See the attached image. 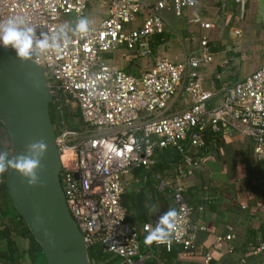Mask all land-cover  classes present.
Wrapping results in <instances>:
<instances>
[{"label": "built area", "instance_id": "1", "mask_svg": "<svg viewBox=\"0 0 264 264\" xmlns=\"http://www.w3.org/2000/svg\"><path fill=\"white\" fill-rule=\"evenodd\" d=\"M246 1L234 0L241 5ZM227 3L224 0L223 7ZM91 4L105 16L95 26L88 23L86 33H78L77 24L85 20ZM168 6L176 11L195 9L193 23L204 30L214 26L202 19L197 0H159L150 5L141 0H0V22L23 20L38 37L65 30L67 43L61 38L58 49L32 60L44 69L54 104L62 107L65 101L76 106L81 116L80 130L66 128L64 121L56 126L62 189L87 250L101 244L123 264L150 257L142 253L141 236H148L156 227L143 223L140 228L129 222L122 200L128 177L139 169L150 170L158 150L175 148L184 155V163L177 169L183 177L186 168L201 164L194 150L206 146L204 132L211 129L228 138L250 141L256 159H264V63L225 89L220 104L211 106L217 92L206 87L201 71L214 62L206 36L183 61L158 56L140 77L108 62L106 55L120 47L144 58L151 55V39L164 32L163 11ZM141 15L144 19L137 27ZM69 17L75 22L71 27ZM157 179L161 190L172 192L176 216L168 224L164 242L154 241V245H165L168 250L173 244L193 247L207 227L192 221L194 208L181 182ZM233 238L228 235L225 239ZM256 250L264 264V243ZM212 261V254L207 253L203 264Z\"/></svg>", "mask_w": 264, "mask_h": 264}, {"label": "crops", "instance_id": "2", "mask_svg": "<svg viewBox=\"0 0 264 264\" xmlns=\"http://www.w3.org/2000/svg\"><path fill=\"white\" fill-rule=\"evenodd\" d=\"M141 1L150 5L159 0ZM197 1L202 19L212 22L213 28L204 30L193 23L195 9L176 11L168 6L163 11L164 32L151 39L152 54L144 58L126 49L123 62H117L126 72L140 77L158 56L183 61L199 48L200 40L206 36L214 62L202 67L201 71L206 78V87L217 92L211 104L215 106L223 100L225 89L243 81L264 63V1L248 0L241 5L227 0V7L222 5L224 0ZM143 19L144 15H141L135 26H141ZM89 21L93 22L92 15ZM74 23V20L68 21L70 27ZM112 54L106 55L109 61L113 59ZM0 150H6L11 156L9 135L1 123ZM194 153L201 159L198 167L186 168L183 177L176 172V176L166 179L184 185L188 202L194 204L192 221L205 225L208 230L198 235V249L194 253L181 252L171 263L160 260L159 264H202V257L207 253L212 254L213 264H262L261 254L251 242L247 243L250 231L264 225V167L258 164L262 160L256 159L253 144L218 134ZM6 175L0 176V223L3 220L2 209H12L13 203L5 191ZM140 191L142 181L134 173L127 179L126 194ZM199 199L201 203L197 202ZM173 208V198L169 208L152 207L151 220L145 223L156 227L160 217ZM127 214L131 223L142 227L143 222L129 212ZM164 228L168 233V224ZM228 235L234 238L225 239ZM146 237V234L141 236L142 253L150 255L151 247L155 245L146 243ZM219 238L223 240L218 241ZM17 243L21 250L20 263L37 264L40 254L36 256L29 251L30 243L20 239ZM4 249V241L0 240V258L6 254Z\"/></svg>", "mask_w": 264, "mask_h": 264}, {"label": "water", "instance_id": "3", "mask_svg": "<svg viewBox=\"0 0 264 264\" xmlns=\"http://www.w3.org/2000/svg\"><path fill=\"white\" fill-rule=\"evenodd\" d=\"M53 95L44 69L22 62L12 49L0 46V123L6 128L11 156L41 139L48 151L39 174L44 187H29L14 170L6 184L15 209L23 217L48 264H91L84 236L72 218L61 184L62 165L50 107Z\"/></svg>", "mask_w": 264, "mask_h": 264}, {"label": "trees", "instance_id": "4", "mask_svg": "<svg viewBox=\"0 0 264 264\" xmlns=\"http://www.w3.org/2000/svg\"><path fill=\"white\" fill-rule=\"evenodd\" d=\"M50 110L55 126H61V122H63L65 115L70 113L66 107L58 112L57 104L54 103L51 105ZM216 135L218 134L214 133L211 129H207L204 132V138L208 143L214 139ZM185 150H189L188 145H185ZM156 154V163L149 171L139 169L134 172L142 181V191L135 194L125 193L122 200L123 206L126 208L127 212L143 223L151 220L152 207H157L158 209L160 206L169 208L172 202V192L169 190H160V180H158L157 177L166 179L176 176L178 167L184 163V155L175 148L158 150ZM258 164L264 167V160L259 161ZM5 191L10 197L7 184ZM200 200L201 199L197 202L201 203ZM191 205L193 206L194 204ZM1 215L3 216V220L0 223V240L4 241V251L6 254L0 258V263L21 264V250L18 246L17 239L28 241L30 243L29 251L36 256L44 253L41 245L36 241L31 230L18 211L17 214H15L12 212V209L3 208ZM127 220L129 221L128 214ZM249 242H251L256 249L260 243H264V225L255 231H250V238L247 243ZM151 248L150 257L137 264H159L160 260H166L171 263L181 252L194 253L198 249V244L196 243L193 247L188 249L179 244H173L170 250H168L165 245H155ZM88 257L91 264H123L119 257L105 252L101 244L90 247L88 249ZM204 257L205 256L202 257V264Z\"/></svg>", "mask_w": 264, "mask_h": 264}, {"label": "clouds", "instance_id": "5", "mask_svg": "<svg viewBox=\"0 0 264 264\" xmlns=\"http://www.w3.org/2000/svg\"><path fill=\"white\" fill-rule=\"evenodd\" d=\"M87 28L88 22L80 20L76 30L78 33H86ZM61 38L64 39L65 43L68 42L63 28L57 35L50 37L42 33L38 37L35 29L28 26L23 20L10 18L0 22V46L14 50L17 58L22 62L33 60L34 57H38L49 49H58ZM47 151L48 144L43 139L29 143L24 152L19 155L9 156L6 150H0V176L14 170L27 182L29 187H44L39 174L43 170L41 161ZM175 216L174 209H169L168 212L164 213L156 228L146 237L145 242L149 244L154 241L164 242L168 235L164 225L169 224Z\"/></svg>", "mask_w": 264, "mask_h": 264}, {"label": "rangeland", "instance_id": "6", "mask_svg": "<svg viewBox=\"0 0 264 264\" xmlns=\"http://www.w3.org/2000/svg\"><path fill=\"white\" fill-rule=\"evenodd\" d=\"M90 15H92V20H93L92 23H90V21H89ZM103 15H104V12L102 10H100L99 7H96L94 4H91L90 8L88 9V12L85 16V20L89 23L90 26H95L98 23L97 21ZM68 19H69V21L73 22L74 18L69 17ZM125 51H126L125 47H120L118 50H116L112 54L113 59H110V61L108 60V62L110 64H117L118 65L117 60H119V64H120V61L123 62V54ZM61 104H62V107L60 104H57V109H58L57 111L58 112H60V110L63 109L64 107L68 108V111L70 112L69 114H66L65 117L63 118V121L66 124L64 126H66V128H69V129L80 130L82 128V125H81L82 122L80 121L81 118H80V113L78 111V108L76 106L73 107L70 104L67 105L65 101H62ZM55 130H56L55 131L56 134H58V129L56 128V126H55ZM195 152H197V151H195ZM12 212L17 214V211L14 209L13 203H12ZM37 259H38L37 264H48L47 257L44 253L40 254Z\"/></svg>", "mask_w": 264, "mask_h": 264}]
</instances>
